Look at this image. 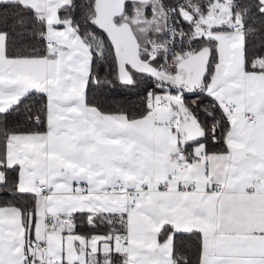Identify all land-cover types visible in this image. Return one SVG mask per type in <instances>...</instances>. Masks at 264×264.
Returning <instances> with one entry per match:
<instances>
[{
    "label": "snow or ice",
    "instance_id": "1",
    "mask_svg": "<svg viewBox=\"0 0 264 264\" xmlns=\"http://www.w3.org/2000/svg\"><path fill=\"white\" fill-rule=\"evenodd\" d=\"M0 264H264V0H0Z\"/></svg>",
    "mask_w": 264,
    "mask_h": 264
}]
</instances>
